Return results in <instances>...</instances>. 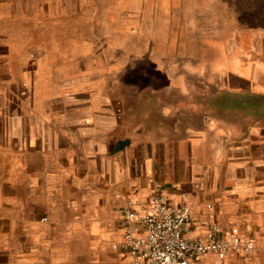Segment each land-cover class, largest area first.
<instances>
[{
    "label": "crops",
    "instance_id": "1",
    "mask_svg": "<svg viewBox=\"0 0 264 264\" xmlns=\"http://www.w3.org/2000/svg\"><path fill=\"white\" fill-rule=\"evenodd\" d=\"M25 5L0 0V264L73 260L57 226L42 220L58 205L59 156L76 196L68 207L82 208L89 232L105 243L122 236L118 206L133 201L145 211L158 180L172 203L190 204L189 236L202 231L201 217L254 240L246 257L208 253L192 264H264V29L245 47L227 41L209 79L173 82L174 98L148 97L130 124L90 106L47 123L9 111L10 89L41 65L26 49L25 20L36 18Z\"/></svg>",
    "mask_w": 264,
    "mask_h": 264
},
{
    "label": "rangeland",
    "instance_id": "2",
    "mask_svg": "<svg viewBox=\"0 0 264 264\" xmlns=\"http://www.w3.org/2000/svg\"><path fill=\"white\" fill-rule=\"evenodd\" d=\"M25 4L26 16L36 18L25 20L26 49L33 57L39 54L41 65L10 89L9 111L16 113L20 107L42 114L47 123L90 106L104 107L114 120L130 124L137 108L149 104L148 97L174 98L179 91L173 82L209 79L212 63L227 41L245 47L253 33L264 29V0H25ZM58 159V205L52 218L43 215L42 220L57 226V239L67 246L64 257L73 259L67 264H132L113 246L117 241L105 243L89 232L82 208L68 207L76 196L63 176L64 156Z\"/></svg>",
    "mask_w": 264,
    "mask_h": 264
},
{
    "label": "built area",
    "instance_id": "3",
    "mask_svg": "<svg viewBox=\"0 0 264 264\" xmlns=\"http://www.w3.org/2000/svg\"><path fill=\"white\" fill-rule=\"evenodd\" d=\"M152 184L145 211H137L133 201L117 208L123 232L113 246L126 252L132 264H192L208 253L219 260L230 252L242 257L252 253V238L235 227L225 233L213 219L197 218L202 231L189 236L194 221L190 204L184 200L172 203L158 180Z\"/></svg>",
    "mask_w": 264,
    "mask_h": 264
}]
</instances>
